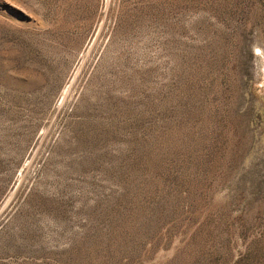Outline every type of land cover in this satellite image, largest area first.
Listing matches in <instances>:
<instances>
[{
    "label": "rangeland",
    "instance_id": "rangeland-1",
    "mask_svg": "<svg viewBox=\"0 0 264 264\" xmlns=\"http://www.w3.org/2000/svg\"><path fill=\"white\" fill-rule=\"evenodd\" d=\"M0 264H264V0H0Z\"/></svg>",
    "mask_w": 264,
    "mask_h": 264
}]
</instances>
